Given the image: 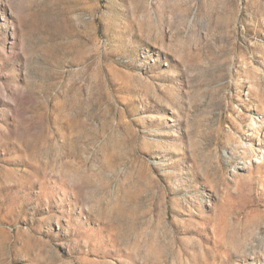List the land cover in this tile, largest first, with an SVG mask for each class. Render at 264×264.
<instances>
[{"label": "rangeland", "instance_id": "rangeland-1", "mask_svg": "<svg viewBox=\"0 0 264 264\" xmlns=\"http://www.w3.org/2000/svg\"><path fill=\"white\" fill-rule=\"evenodd\" d=\"M0 264H264V0H0Z\"/></svg>", "mask_w": 264, "mask_h": 264}]
</instances>
